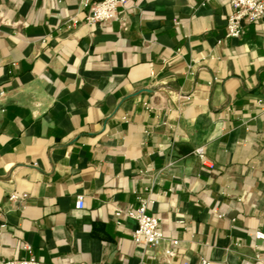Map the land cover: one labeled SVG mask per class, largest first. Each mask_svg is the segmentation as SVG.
<instances>
[{
    "label": "crops",
    "instance_id": "crops-1",
    "mask_svg": "<svg viewBox=\"0 0 264 264\" xmlns=\"http://www.w3.org/2000/svg\"><path fill=\"white\" fill-rule=\"evenodd\" d=\"M99 1L0 0V261L264 264V19L228 38L231 0H128L87 25ZM143 203L159 246L115 217Z\"/></svg>",
    "mask_w": 264,
    "mask_h": 264
},
{
    "label": "built area",
    "instance_id": "built-area-1",
    "mask_svg": "<svg viewBox=\"0 0 264 264\" xmlns=\"http://www.w3.org/2000/svg\"><path fill=\"white\" fill-rule=\"evenodd\" d=\"M128 0H101L89 6V11L85 17L87 25H104L107 22L121 19L125 12ZM232 12L226 20V36L228 38H240L243 34L244 27L247 24H254L260 19H264V0H231ZM77 22V21H75ZM6 96L5 92H0V100ZM182 98L189 99V96L183 95ZM197 154L203 157L204 149H198ZM24 195L22 198H26ZM19 196L12 194L11 200L18 199ZM76 206L79 209L85 207V197L78 195ZM115 217L119 220L126 217L136 223L134 229V241L143 247H156L163 243L165 234L160 228V219L148 213L147 203H143L136 209L123 210L117 209ZM256 238L264 239V233L256 232ZM173 246H178L179 241L174 240ZM26 249L31 250L30 246ZM166 254L173 257L176 255L174 248L170 247L166 250ZM0 264H41L34 256L25 259H8L0 261ZM190 264V263H185ZM197 264H213L212 261L204 259Z\"/></svg>",
    "mask_w": 264,
    "mask_h": 264
}]
</instances>
